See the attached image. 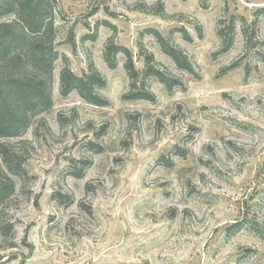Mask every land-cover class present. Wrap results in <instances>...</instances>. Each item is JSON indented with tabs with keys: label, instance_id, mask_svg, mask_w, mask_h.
Instances as JSON below:
<instances>
[{
	"label": "rangeland",
	"instance_id": "374dc122",
	"mask_svg": "<svg viewBox=\"0 0 264 264\" xmlns=\"http://www.w3.org/2000/svg\"><path fill=\"white\" fill-rule=\"evenodd\" d=\"M58 2L53 106L12 139L28 177L0 209L12 225L0 264H264V0ZM110 41L152 100L128 98ZM147 55L179 83L148 73ZM66 58L102 74L105 106L62 95Z\"/></svg>",
	"mask_w": 264,
	"mask_h": 264
},
{
	"label": "trees",
	"instance_id": "16d2710c",
	"mask_svg": "<svg viewBox=\"0 0 264 264\" xmlns=\"http://www.w3.org/2000/svg\"><path fill=\"white\" fill-rule=\"evenodd\" d=\"M58 0H0V18L12 16L8 21L0 22V62L4 70L0 72V209L16 193L15 177L26 180L28 170L26 157L19 143L12 139L22 137L42 112L53 106L52 82L55 62L60 58L56 48L57 28L55 11ZM235 30V19L230 17L228 24L220 34ZM73 36L70 38V40ZM73 40V39H72ZM163 48L179 68L192 70L188 56L180 48L166 45ZM232 41V39H231ZM119 52L126 55V69L131 78V99L152 100L153 94L144 86L137 87L138 71L135 68L133 54L127 48L110 41L105 58L115 66ZM148 73L172 87L179 83L164 76L155 65L154 56L147 55ZM106 83L102 74L94 67L83 77L76 75L67 64L61 71L60 91L69 95L73 91L88 103L105 106L108 101L99 92ZM264 238V229L254 227ZM12 231V225L1 217L0 240Z\"/></svg>",
	"mask_w": 264,
	"mask_h": 264
}]
</instances>
